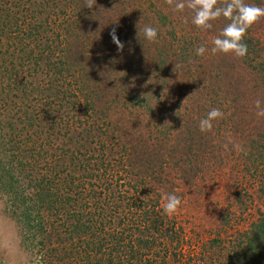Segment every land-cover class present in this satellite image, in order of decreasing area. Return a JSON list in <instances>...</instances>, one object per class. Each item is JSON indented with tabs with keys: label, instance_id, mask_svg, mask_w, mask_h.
<instances>
[{
	"label": "trees",
	"instance_id": "obj_1",
	"mask_svg": "<svg viewBox=\"0 0 264 264\" xmlns=\"http://www.w3.org/2000/svg\"><path fill=\"white\" fill-rule=\"evenodd\" d=\"M83 4L0 0V192L22 250L34 264H264V214L198 241L161 207L230 160L264 175V18L238 59L210 54L222 17L201 31L165 0ZM211 108L224 117L201 133Z\"/></svg>",
	"mask_w": 264,
	"mask_h": 264
},
{
	"label": "rangeland",
	"instance_id": "obj_2",
	"mask_svg": "<svg viewBox=\"0 0 264 264\" xmlns=\"http://www.w3.org/2000/svg\"><path fill=\"white\" fill-rule=\"evenodd\" d=\"M260 36L264 40V26ZM228 161L197 181L195 188L179 186L181 205L175 218L198 241L223 232H242L264 214V175L241 170ZM7 200L0 192V264H34L20 246L16 223L8 214ZM197 241V242H198Z\"/></svg>",
	"mask_w": 264,
	"mask_h": 264
},
{
	"label": "clouds",
	"instance_id": "obj_3",
	"mask_svg": "<svg viewBox=\"0 0 264 264\" xmlns=\"http://www.w3.org/2000/svg\"><path fill=\"white\" fill-rule=\"evenodd\" d=\"M96 0H84L83 7L92 8ZM165 3L174 13L183 12L186 8L192 12L191 23L201 31L212 28V21L224 18L229 23L223 27L219 35L212 41L210 54L217 53L233 54L236 58H243L247 55V44L243 43L247 30L264 18V7L246 4L244 0H223V4L218 6V0H165ZM143 35L147 41L155 42L157 39L158 29L146 25L143 28ZM112 42L116 45L117 51L123 50L124 44L116 35L113 29L110 33ZM209 49L201 44L195 49L196 56H204ZM255 115L258 118L264 117V107L262 101H254ZM224 113L219 108H211L205 117L201 118L198 123V129L201 133L210 132L213 128V121L223 119ZM238 151L243 152L242 147L236 146ZM246 155L247 153L244 152ZM181 205V198L175 193H164L162 214L172 216L177 213Z\"/></svg>",
	"mask_w": 264,
	"mask_h": 264
}]
</instances>
